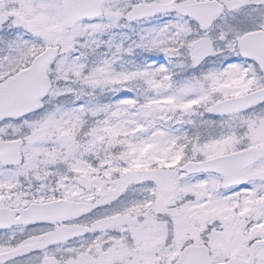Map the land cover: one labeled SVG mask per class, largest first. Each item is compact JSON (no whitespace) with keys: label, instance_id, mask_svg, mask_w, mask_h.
I'll return each instance as SVG.
<instances>
[{"label":"snow or ice","instance_id":"snow-or-ice-1","mask_svg":"<svg viewBox=\"0 0 264 264\" xmlns=\"http://www.w3.org/2000/svg\"><path fill=\"white\" fill-rule=\"evenodd\" d=\"M0 264H264V0H0Z\"/></svg>","mask_w":264,"mask_h":264}]
</instances>
